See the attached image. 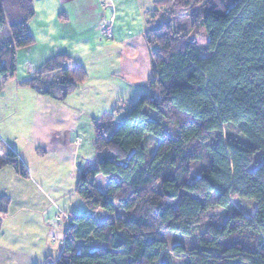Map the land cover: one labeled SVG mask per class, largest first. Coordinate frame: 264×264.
<instances>
[{
    "label": "trees",
    "instance_id": "obj_1",
    "mask_svg": "<svg viewBox=\"0 0 264 264\" xmlns=\"http://www.w3.org/2000/svg\"><path fill=\"white\" fill-rule=\"evenodd\" d=\"M183 15L190 32L177 25ZM34 17L33 0H0V87L17 78L19 52L35 43ZM147 25V92L122 119L116 108L96 125L97 166L80 173L75 190L85 210L69 217L59 257L45 264H264V161L249 169L264 151V0H158ZM201 29L207 57L192 36ZM88 77L59 55L18 85L65 101ZM226 126L246 142H214ZM147 135L157 140L150 161ZM0 152V170L29 178L14 149ZM194 162L203 165L197 177ZM243 201L255 203L251 216ZM10 206L0 199V231ZM212 209L221 215L194 237ZM176 236L192 241L188 251L170 249Z\"/></svg>",
    "mask_w": 264,
    "mask_h": 264
},
{
    "label": "crops",
    "instance_id": "obj_2",
    "mask_svg": "<svg viewBox=\"0 0 264 264\" xmlns=\"http://www.w3.org/2000/svg\"><path fill=\"white\" fill-rule=\"evenodd\" d=\"M156 1L33 0L35 17L29 23V31L35 43L19 52L17 78L0 87V96L6 98L7 91L11 90L15 102L24 104L22 93L30 89L21 87L18 82L32 77L50 59L66 55L88 71L89 77L81 88L97 86L108 94L114 88L115 95H120L115 100L128 96L139 100L140 94L131 93L128 88L123 94L119 88L124 85L115 80L113 74H126L130 78L141 73L133 64L124 66L123 63L126 57L138 58L142 51L150 61L144 35L148 29L147 17ZM104 27L111 30V38L103 34ZM89 68H94L99 79L92 77ZM33 95L41 97L37 93ZM1 144L14 149L22 160L20 151L0 133ZM44 179L37 181L30 172L29 178L23 179L11 168L0 170V199L6 196L13 203L2 220L0 264H43L47 258L59 256V248L62 251L65 234L61 235L59 246V204L53 201L59 199V193L53 190L51 194L44 186L47 182Z\"/></svg>",
    "mask_w": 264,
    "mask_h": 264
},
{
    "label": "rangeland",
    "instance_id": "obj_3",
    "mask_svg": "<svg viewBox=\"0 0 264 264\" xmlns=\"http://www.w3.org/2000/svg\"><path fill=\"white\" fill-rule=\"evenodd\" d=\"M177 25L189 32L191 30V22L187 15L180 17ZM192 36L198 41L201 57L209 56L207 49L208 37L205 29L193 32ZM149 62L143 51L136 59L125 58L124 66L133 64L141 73L137 72L130 78L126 74H113L115 80H119L124 85V87L119 88L123 94L127 93V88L131 93L136 92L140 96L142 93L147 92L151 75V59ZM89 71L93 74L92 77L96 80L99 79V75L94 68L93 70L89 68ZM112 90L113 92L108 94L107 90L105 92L97 86H86L85 88L79 86L65 101L46 96L36 98L33 95L34 92L24 90L22 93L25 96L24 104L15 102L12 98L14 93L11 90L7 91L6 98L0 96L1 135L7 139L10 145L20 151L22 160L24 159L23 161L28 167L32 178L37 181H40L39 178H45L44 181L47 180L44 183L46 189L51 194L54 193L53 190L59 193V199L53 200L59 204V246L62 244L60 241L61 235L67 231L69 217L85 210V204L75 190L80 173L97 166L96 125L102 126L103 114L112 112L113 106L117 102L116 108L120 113H116L117 117L115 118L122 119L124 117L122 111L131 109V106L139 101L135 96L131 98L128 96L123 98L124 100H120L119 97L115 100L114 98L120 95L117 93L115 95L114 88ZM149 114L153 120L158 117L153 111ZM164 123L165 126H171L168 122ZM220 137L224 141L235 139L243 143L246 142L245 137L240 135L232 126H226L222 132L216 133L214 142ZM143 143L147 150L146 158L150 161L157 146V140L147 135ZM263 161L264 151H261L255 155L249 169L254 171ZM202 168L203 165L200 163H192L193 176H199ZM106 185L105 177L100 176L97 179V187L105 191ZM32 190H34L33 187ZM239 205L247 215L251 216L253 214L255 203L243 201ZM12 207L13 203H11L10 208L12 209ZM221 213V209L210 210L208 220L195 230L194 237H200L207 225L214 222ZM101 219H104V215H101ZM191 243L192 241L186 242L181 237L176 236L170 244V249L176 246H185L184 248L188 251L187 246ZM55 248L56 246L53 250ZM60 251L59 248V255ZM47 260L48 258L43 264ZM175 264H180V262L176 261Z\"/></svg>",
    "mask_w": 264,
    "mask_h": 264
},
{
    "label": "built area",
    "instance_id": "obj_4",
    "mask_svg": "<svg viewBox=\"0 0 264 264\" xmlns=\"http://www.w3.org/2000/svg\"><path fill=\"white\" fill-rule=\"evenodd\" d=\"M102 32H103V34L106 35L108 38H111V37H112L111 30H110L108 27H104V28H102Z\"/></svg>",
    "mask_w": 264,
    "mask_h": 264
}]
</instances>
